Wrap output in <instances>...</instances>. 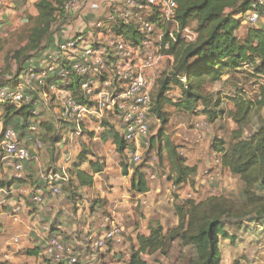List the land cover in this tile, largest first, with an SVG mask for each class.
<instances>
[{
  "label": "rangeland",
  "instance_id": "obj_1",
  "mask_svg": "<svg viewBox=\"0 0 264 264\" xmlns=\"http://www.w3.org/2000/svg\"><path fill=\"white\" fill-rule=\"evenodd\" d=\"M26 1L8 0V3H12L13 9L6 19L0 17V84H16L19 80L15 78L17 66L10 59V54L23 46L28 37L29 28L23 14L26 10L29 12L32 9V4L29 3L25 10L20 7L21 3ZM98 3L99 0H87L88 13L77 16L68 15L60 23L56 40L50 45L49 50L45 51L40 58L32 60L30 65L34 63L37 65L49 53L55 60V47L59 36L76 34L81 30L82 22L87 28H91L96 20L103 19L104 13L95 9ZM190 30H193V26ZM245 30L246 27H243L238 32V36L242 37ZM169 65L168 61L164 60V63L161 61L160 68L157 72L155 70L154 77L159 78L161 74L169 71L171 69ZM263 83L264 77L254 75L251 70L242 68L223 76L213 85L204 86V90L212 94L214 99L220 100V109L226 112L214 122L208 121L201 114L200 105L193 114L181 113L173 107H167L169 121L163 128L156 119L150 117L149 130L145 137L148 145L145 146L144 142L140 144L138 153L141 161L136 165L130 163L125 154L120 155L116 152L114 144L111 143L114 133L121 134L116 116L106 114L103 121L91 119V122L84 125L82 134L77 136L72 131L71 125L61 122L53 102L52 110L43 107L44 109L38 111V116L33 121L37 119L38 122H51L54 128L53 135L60 136L61 142L51 146L49 140H44L38 154L42 173L45 174L44 170L57 172V169L59 171L61 167H64L69 176V183L62 186L61 194L58 196L44 195L43 202L35 204L37 210L29 213L32 215L36 211L33 227L38 230L37 237L33 233L28 237L11 234L0 226V264H14L12 257L24 255L27 246L31 244L44 247V243L40 242L41 238L47 240L41 230L44 225L55 228L58 224L61 227L59 233L63 236V244L83 256V253L87 254L92 246L93 239L90 235L95 234L98 225L104 223L106 219L107 224H114L120 233L106 250L99 252L100 256L95 264H125L131 251L137 248L136 237L148 234L149 222L158 223L164 233L177 226L178 220L175 215L177 205H183L190 200L199 202L212 196L240 201L243 184L238 177L231 175L221 166L220 155L212 151L211 144L217 140L228 144L232 133L237 130V126L227 115V112L234 110L231 98L242 95L247 99L255 100ZM170 97L176 101L179 98L178 91L172 92ZM1 113L0 109V115ZM0 122L3 123V120L0 119ZM262 122H264V109L259 115L251 118L249 125L242 128L243 137L253 134ZM98 128H103V131L100 133ZM90 134L99 141H94L93 138L90 140ZM151 139L153 141L150 143ZM164 139L176 147L177 154L189 163L187 165L197 168V173L193 177V186L186 184L174 187L167 152L162 148ZM131 148L134 150L133 147ZM161 148V154H158ZM83 150L95 154L94 158L88 156V160L93 159L102 167V173L96 177V183L91 189L78 187L76 180L71 179L74 176L70 175L73 163ZM121 161L129 167L128 177L122 176ZM135 168H140L145 175L148 186V192L145 195H136L130 191V178ZM36 180L33 184L41 185V179ZM11 192L1 193L0 202L7 195L8 199L18 195L13 194L14 190ZM48 205L50 209L47 208ZM6 208L3 203H0V213L5 212ZM23 215L25 216L24 212H21L20 221ZM9 220L11 224H14L13 220ZM8 223L4 222L5 225ZM226 230L237 240L234 245L229 240H220L221 264H264L263 231L256 229L255 224H250L238 231L230 228ZM18 236L20 237L17 246L6 245L12 238ZM75 242L82 244L77 245ZM39 250L42 251L40 248ZM12 252L15 253L13 256L5 258ZM101 256L105 259L104 262L101 261ZM195 256L193 248L183 247L179 241H175L170 245L166 256L143 254L142 259L148 264H187L189 259Z\"/></svg>",
  "mask_w": 264,
  "mask_h": 264
},
{
  "label": "trees",
  "instance_id": "obj_2",
  "mask_svg": "<svg viewBox=\"0 0 264 264\" xmlns=\"http://www.w3.org/2000/svg\"><path fill=\"white\" fill-rule=\"evenodd\" d=\"M70 1L72 0H38L34 4L36 16L29 17L26 24L29 28L26 43L10 54V59L17 66L15 78L26 69L29 61L40 58L49 50L50 45L56 40L60 23L67 17L64 14V7ZM174 2L179 29L193 26L196 39L194 42L186 43L178 38L176 42L171 43L168 54L173 55L174 65L157 80V91L152 99L149 116L156 119L162 128L169 121L167 107H173L181 113L193 114L200 105L201 114L210 122L225 115L226 112L220 109V100L214 99L212 94L204 90V86L219 82L223 76L244 68L251 70L254 75L264 77V29L246 26L239 18L248 10V0H174ZM243 27H246L245 33L239 37L238 32ZM116 31L133 43L141 40L132 26L122 25ZM79 83L80 78H74L67 87L72 93L78 94ZM3 85L5 84H0V87ZM174 91L179 93L176 101L170 97ZM231 102L234 110L227 112V115L235 123L237 130L232 133L228 144L222 140L213 141L211 149L220 155L221 166L231 175L238 177L243 184L241 200L212 196L199 202L190 200L183 205H177L175 207L177 226L164 233L158 223L149 222L148 235L136 237L137 248L131 251L125 264H148L142 259L143 254L166 256L170 245L175 241H179L183 247L194 249L196 256L190 258L187 264H221L220 240H229L233 245L237 240L234 235L228 234L227 228L238 231L255 224L256 229L264 233V122L246 138L243 137L242 130L244 126L249 125L253 116L259 115L264 109V83L255 100L237 95L231 98ZM0 109L3 127L14 129L22 142L36 137L42 144L44 140H49L51 146L61 142L60 136L53 135L54 128L49 121L38 122L36 119L39 132L35 136L29 134L33 122L32 105H24L18 109L0 106ZM49 109L52 110V106ZM92 135L90 134V140L93 138ZM112 141L116 152L124 154L127 144L122 134L114 133ZM152 141L151 139L150 143ZM162 144V148L167 152L174 187L186 184L193 186L197 168L187 165L186 160L177 154L176 147L166 139ZM162 148L158 154H161ZM88 156L95 157L87 150L81 151L70 170V175L75 177L80 188H91L94 183L92 175L102 173L99 162L88 160ZM84 163H88L92 175L80 170ZM120 166L122 176L128 177L129 167L122 161ZM15 182L18 183V180L13 179L9 183L0 181V190L8 191ZM40 183L41 185L33 188L42 189L43 181ZM130 191L136 195L148 192L147 181L140 168L133 169ZM53 228L51 227L54 232ZM89 252L83 256L74 252L77 263L73 264H85ZM40 253L39 248L26 251L29 257L38 258ZM42 259L41 264H66L53 263L45 255Z\"/></svg>",
  "mask_w": 264,
  "mask_h": 264
},
{
  "label": "built area",
  "instance_id": "obj_3",
  "mask_svg": "<svg viewBox=\"0 0 264 264\" xmlns=\"http://www.w3.org/2000/svg\"><path fill=\"white\" fill-rule=\"evenodd\" d=\"M248 1V10L240 15V20L246 26L264 29V0ZM87 9V0H72L64 7V14L83 15L88 13ZM95 9L104 13V18L96 20L91 28L82 22L81 30L72 36H59L55 60L50 53L46 54L37 65L26 67L16 84L0 87V106L18 109L32 105L34 119L38 111L51 107L53 102L61 122L73 126L77 136L91 119L100 121L106 114L116 116L127 144L124 154L136 165L141 161L140 144L148 145L145 137L157 91L155 70L164 60L171 62V68L174 65L173 55L168 54L171 43L178 38L191 43L188 38L194 32L188 27L179 29L174 0H99ZM122 25L132 26L141 40L133 43L119 35L116 29ZM74 78H80L78 94L67 87ZM38 132V124L33 121L29 134L35 136ZM42 147L37 137L22 142L14 129L4 128L0 122V168L12 170L15 179L22 178L25 166ZM41 180L42 189L35 187L31 191L33 204L43 202L44 192L60 195L69 176L61 167L57 172H45ZM19 213L20 208L12 209L14 222L18 221ZM107 221L90 235L93 243L85 264H95L99 252L118 237L119 230ZM60 229L56 226L53 232L50 226L42 227L47 239L44 255L53 263H77L74 251L62 243Z\"/></svg>",
  "mask_w": 264,
  "mask_h": 264
},
{
  "label": "crops",
  "instance_id": "obj_4",
  "mask_svg": "<svg viewBox=\"0 0 264 264\" xmlns=\"http://www.w3.org/2000/svg\"><path fill=\"white\" fill-rule=\"evenodd\" d=\"M37 1L38 0H27L26 2H22L21 5H20V7H22L25 10L29 3L32 4V9L29 10V12H26L27 11L26 10L25 13L23 14V17L26 19V21H25L26 24L29 21V17L34 18L36 16V11H35V8H34V4ZM12 7H13L12 3H8V0H0V17H2L3 19H6V17L8 16V13H10V11L13 9ZM190 27H188V29H190ZM262 27H264V25H262ZM195 39H196L195 32L191 33L190 37L188 38V42H194ZM165 61H168V60H165ZM30 62L31 61H29L26 64L25 67L35 66V63H34V65H30ZM163 63H164V61H163ZM168 63L170 64L169 66H171V62L168 61ZM159 68H160V66L157 67L156 72L159 70ZM72 129H73L72 131L74 132L73 126H72ZM99 131L101 133L103 131V128L99 129ZM93 140L94 141H96V140L99 141V139H97V138H93ZM111 143L113 144V141ZM38 154L36 155V157H35V159L33 161H31L30 163H28L25 166L24 171L22 173V178L21 179H16V180H18V183L15 182L8 190L10 192L11 191L13 192V190H14L13 194L17 193L18 195L17 196H12L9 199L7 198L8 197V195H7L6 198H3L2 201L0 202V203H3V205L5 207H7L5 212L2 211V213H0V217H3V218H0V226H2L3 230H7L8 233H11V234L14 233V234H18V235H21V236L23 235L24 237H28L29 234L31 235L33 233L35 235V237H37V233L36 232L38 230L33 227V224L35 225L34 214H35L36 211L32 215H29V213L33 212L34 210H37V207L35 205H33V203L31 202V198H30L31 197L30 196L31 191H32L33 187L35 186L33 184V182L37 181L36 180L37 178L41 179L42 175H43L42 167H41V164H40V156H38ZM93 155H95V154H93ZM92 158H94V157H92ZM91 161L96 162L93 159H91ZM75 162H76V160H75ZM75 162L72 165L73 167H74ZM187 164H189V163H187ZM64 169H66V168H64ZM80 170L84 171L85 173H87L89 175H92V171L88 169V163L82 164L81 167H80ZM44 171L46 172L48 170H44ZM92 176H93V181H94L93 184H95L96 183V177H98L99 174L92 175ZM13 179H15V178H14V173H13L12 170L6 169V168H3V167L0 168V181L9 183V181H11ZM71 179L74 180L75 177H71ZM91 188H93V186ZM91 188H88V189H91ZM3 193H6V191H3ZM15 207L20 208V213L24 212L25 216L23 215V219H21V221H20L19 216H18V221L14 222V224H11V221L9 219L12 220L11 211ZM47 208L50 209L49 205L47 206ZM20 213H19V215H20ZM3 221L4 222L7 221L9 223L5 225ZM57 226H59V225L57 224ZM41 230H42V228H41ZM19 237L20 236L12 238L11 241H9L10 243L6 244V245H15V246H17ZM41 240L42 241H40V242L42 244L44 243V247H45L44 238H41ZM75 243L77 245H81L82 244V243L80 244L78 242H75ZM44 247L40 246V245H37V244H31V245L27 246V250H31L33 248L42 249V251H40L41 253L39 254L38 258L27 256L26 255V251L27 250H26L24 255H16L15 258L12 257V259H13L12 261H13L14 264H18V263H21V264H41V262L43 260L42 258L44 256V253H43L44 252L43 251ZM15 253H17V251ZM15 253L12 252V254L6 255L5 258H9L10 256H13ZM83 254H85V253H83ZM100 258H101V261H103V262L105 261L103 256H101ZM31 261H33V263H31Z\"/></svg>",
  "mask_w": 264,
  "mask_h": 264
}]
</instances>
